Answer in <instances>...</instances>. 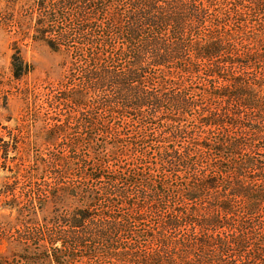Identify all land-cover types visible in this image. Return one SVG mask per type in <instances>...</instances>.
<instances>
[{
  "label": "trees",
  "instance_id": "obj_1",
  "mask_svg": "<svg viewBox=\"0 0 264 264\" xmlns=\"http://www.w3.org/2000/svg\"><path fill=\"white\" fill-rule=\"evenodd\" d=\"M16 1L4 22L70 56L71 109L43 138L62 155L0 187L32 189L4 206L35 244L17 261L264 264V29L249 47L245 16L264 0Z\"/></svg>",
  "mask_w": 264,
  "mask_h": 264
},
{
  "label": "rangeland",
  "instance_id": "obj_2",
  "mask_svg": "<svg viewBox=\"0 0 264 264\" xmlns=\"http://www.w3.org/2000/svg\"><path fill=\"white\" fill-rule=\"evenodd\" d=\"M19 6L16 0H0V187L7 181L12 183L17 172L25 170V158L31 160L35 156L47 157L53 152L62 155L60 146L49 145L43 138L55 127L67 125L71 112L69 107L65 108L69 105L58 100L61 91L66 90L70 56L51 51L43 42L19 37L15 29L3 20L9 13L17 15ZM232 7L231 3L227 9ZM247 12V26L251 30V41L247 43H251L249 47L254 48L255 34L259 35L264 29V13L252 16ZM228 22L236 26L231 19ZM14 50L20 52L24 62L31 68V72L20 80H15L11 73V56ZM34 111L37 121L29 115V112ZM153 131H158V128L154 127ZM101 140L99 136L95 139ZM7 149L8 153L5 151ZM82 149L86 148L83 146ZM104 160L107 161V158ZM158 176L151 177V180H158ZM18 179V189L14 195L0 197V261L8 264H20L17 261L19 255L24 251L30 252L28 246H35L34 243L27 244L21 240L18 231L21 226L15 220V212L4 209V206L23 196L24 192L32 190L23 178ZM261 223V230L264 232V218Z\"/></svg>",
  "mask_w": 264,
  "mask_h": 264
}]
</instances>
